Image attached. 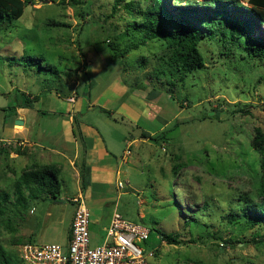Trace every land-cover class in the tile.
Returning a JSON list of instances; mask_svg holds the SVG:
<instances>
[{"label":"rangeland","instance_id":"374dc122","mask_svg":"<svg viewBox=\"0 0 264 264\" xmlns=\"http://www.w3.org/2000/svg\"><path fill=\"white\" fill-rule=\"evenodd\" d=\"M29 1L22 17L0 30V195L9 196L0 216V264H21L24 243L64 238L52 225L56 210L48 196L20 208L13 193L24 171L42 166L31 164L26 137L59 149L69 116L97 131L114 165L121 163L122 189L110 185L102 214L116 211L150 230L141 244L154 252L149 264H264V225L249 227L239 209L243 200H258L260 156L249 143L255 128L264 133V59L223 37L224 24L212 23L217 9L201 0H166L167 10L181 6L209 25L199 44L204 66L183 75L166 64L168 51L159 43L128 52L130 18L112 11L114 0ZM224 12L250 19L235 8ZM107 40L117 55L126 54L113 57ZM26 97L38 98L29 115L19 108ZM48 165L59 179L57 166ZM60 185L67 206L73 190ZM84 200L90 240L98 244L106 222H97L101 210L86 192ZM161 233L177 234L181 243L167 245Z\"/></svg>","mask_w":264,"mask_h":264},{"label":"trees","instance_id":"16d2710c","mask_svg":"<svg viewBox=\"0 0 264 264\" xmlns=\"http://www.w3.org/2000/svg\"><path fill=\"white\" fill-rule=\"evenodd\" d=\"M186 1L189 5L190 0ZM30 2L29 0H0V30L12 26L14 21L20 19L26 4ZM244 3L243 0H201L202 5H211L217 9L213 13L217 20L212 23L224 24L220 31L223 37L230 42L243 41V49L248 55L264 59V0H246ZM166 5L169 6L166 0L113 1L112 11L116 12L117 9H122L130 18V20H126L127 26L124 30L125 35L129 38L128 52L142 47L147 42H155L163 45V48L168 51L166 64L177 73L183 75L201 69L204 66V58L199 51V44L208 35V22L203 18L191 19L187 14L188 11L181 6H178L180 8L175 12L167 10ZM225 7L240 10L244 15H250V19L239 21L231 18L224 12ZM255 24L259 25L260 30L258 29L257 33L259 36H253L254 29H257L254 28ZM107 41L109 44V40ZM108 47L113 52V57L122 58L127 52L124 50L117 55L119 50L116 44H109ZM28 60H31L29 56ZM36 60L39 62L38 69L43 70L40 56H37ZM37 99V97L23 98L19 108H29ZM75 125H77L76 121ZM76 130L74 134L78 138L80 134ZM141 137L143 139L149 138L145 133H141ZM249 144L260 156L258 200L255 202L243 200L239 209L243 213L241 219L249 227H253L258 224L264 225V133L259 128H255ZM79 171L81 189L84 190L89 183V170L82 163ZM13 194L14 204L20 208H26L27 202L37 199L40 194L48 196L53 204H58L60 202V183L56 167L42 165L24 171L14 185ZM8 197L6 194L0 195V216L8 209ZM160 241L167 245L181 243L180 237L173 233H161ZM0 257L3 261V256L0 255ZM5 264L10 263L5 262Z\"/></svg>","mask_w":264,"mask_h":264},{"label":"crops","instance_id":"0c3cea01","mask_svg":"<svg viewBox=\"0 0 264 264\" xmlns=\"http://www.w3.org/2000/svg\"><path fill=\"white\" fill-rule=\"evenodd\" d=\"M73 103H75V101ZM20 110L22 113H26L24 115H29L30 109L20 108ZM73 117L69 116L68 120L63 122L64 126H62L64 127V133L66 135L63 136L64 140L59 149H57V147H46L36 142H32V140L28 137L25 139L26 142H28L27 145L30 144L32 150V152L28 153L31 164H54L59 169V183L62 185L64 184L66 187V184H68L70 185V189L73 190V193L65 197L67 206L66 204H61L62 201L60 200V197V202L58 204L52 205L55 207L54 210H56V212L53 211V214H51L52 218L54 215V218L51 220V222L52 225L58 226L59 231L63 234L64 238L62 242L58 244L64 247L67 246L69 241L70 224L74 212V205L72 204L71 200L77 196H82L84 198V193L86 192L95 203V208H98L99 212L101 210L102 214V209L109 200L105 192L109 189L110 185L115 184V182L117 187V183L119 182L117 179L121 173V171H119L121 163L119 162L120 164L114 165V160L109 154V149L107 150L103 139L99 136L97 131L90 127V125H75V120L73 121L72 119ZM29 121L30 120L24 121L23 126L25 129H27L26 124ZM66 123L68 124V128ZM75 130L80 134V138L75 136ZM82 163L89 170V183L84 190L81 189V178L79 171V167ZM110 216L106 217L105 214L99 215L97 222L100 219L105 220V225L107 226ZM90 244L92 246L97 245L92 244L91 240Z\"/></svg>","mask_w":264,"mask_h":264},{"label":"built area","instance_id":"2783aa9c","mask_svg":"<svg viewBox=\"0 0 264 264\" xmlns=\"http://www.w3.org/2000/svg\"><path fill=\"white\" fill-rule=\"evenodd\" d=\"M117 188L122 189L120 182ZM71 202L74 212L67 246L58 243L24 244L19 249L21 264H149L154 252L141 246L149 237V229L113 211L104 228L102 241L92 246L90 214L84 198L77 196Z\"/></svg>","mask_w":264,"mask_h":264},{"label":"water","instance_id":"95a60500","mask_svg":"<svg viewBox=\"0 0 264 264\" xmlns=\"http://www.w3.org/2000/svg\"><path fill=\"white\" fill-rule=\"evenodd\" d=\"M21 124H22V121H20V120L15 121V125H21Z\"/></svg>","mask_w":264,"mask_h":264}]
</instances>
